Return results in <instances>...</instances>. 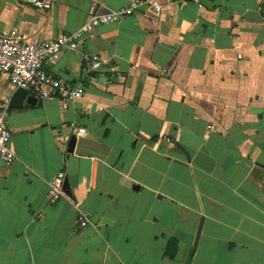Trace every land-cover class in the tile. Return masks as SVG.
<instances>
[{
	"label": "crops",
	"instance_id": "crops-1",
	"mask_svg": "<svg viewBox=\"0 0 264 264\" xmlns=\"http://www.w3.org/2000/svg\"><path fill=\"white\" fill-rule=\"evenodd\" d=\"M131 1L0 0V34L47 40ZM161 3L45 64L84 88L68 109L31 91L36 105L12 108L18 89L0 74L15 155L0 158V264H264V0ZM71 122L86 133L68 135ZM59 172L69 190L53 206Z\"/></svg>",
	"mask_w": 264,
	"mask_h": 264
},
{
	"label": "built area",
	"instance_id": "built-area-1",
	"mask_svg": "<svg viewBox=\"0 0 264 264\" xmlns=\"http://www.w3.org/2000/svg\"><path fill=\"white\" fill-rule=\"evenodd\" d=\"M20 1L42 11L52 10L58 2V0ZM128 4L118 11L90 17L77 31L60 34L39 42H26L16 29L0 34V74L6 75L15 88L36 93L42 99L57 96L62 102L61 106L68 109V105L84 96V88L60 81L47 72L45 64L48 61L57 60L63 50L79 51L87 34L93 33L103 25L120 21L144 5H150L157 12L163 9L161 0H132ZM83 60L89 71H98L102 68L103 64L99 54L84 53ZM8 115V107H2L0 109V158L6 165H11L15 160V155L9 148L11 131L7 125ZM66 128L70 136L86 133V129L79 127L76 122H71ZM65 181L66 175L64 172H59L49 183L50 202L53 206L67 198ZM77 223L81 228L87 227L90 223L89 216L79 211Z\"/></svg>",
	"mask_w": 264,
	"mask_h": 264
},
{
	"label": "water",
	"instance_id": "water-1",
	"mask_svg": "<svg viewBox=\"0 0 264 264\" xmlns=\"http://www.w3.org/2000/svg\"><path fill=\"white\" fill-rule=\"evenodd\" d=\"M263 14H264V11H263ZM39 100L33 96H30L28 95V91L25 90V89H18V91L16 92L15 96H14V105H11L12 108H21V106H23V102H26L27 104H31V105H36L37 102ZM70 144H69V148H70V151L72 152L73 151V148L76 144V140L75 138H72L70 139ZM65 190L68 191L69 190V185L68 183L66 182L65 183ZM200 233H201V226L199 228V231H198V235H197V239H196V244L198 242V237L200 236Z\"/></svg>",
	"mask_w": 264,
	"mask_h": 264
},
{
	"label": "trees",
	"instance_id": "trees-1",
	"mask_svg": "<svg viewBox=\"0 0 264 264\" xmlns=\"http://www.w3.org/2000/svg\"><path fill=\"white\" fill-rule=\"evenodd\" d=\"M175 242H171L170 244H169V246H168V248H167V251H166V253H167V255L169 256V257H174V254H175Z\"/></svg>",
	"mask_w": 264,
	"mask_h": 264
}]
</instances>
